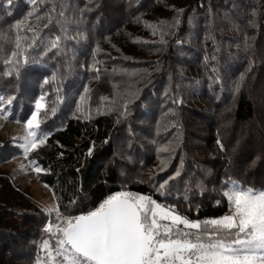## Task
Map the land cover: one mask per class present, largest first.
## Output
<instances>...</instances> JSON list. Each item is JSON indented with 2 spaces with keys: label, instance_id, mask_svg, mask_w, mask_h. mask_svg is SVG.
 Returning <instances> with one entry per match:
<instances>
[{
  "label": "rangeland",
  "instance_id": "374dc122",
  "mask_svg": "<svg viewBox=\"0 0 264 264\" xmlns=\"http://www.w3.org/2000/svg\"><path fill=\"white\" fill-rule=\"evenodd\" d=\"M93 1V10L103 6L99 11L103 21L99 17L93 21L88 15L86 3L90 5V0H36L35 3L12 0L10 5L7 0H0V97L4 98L0 104V238L17 241L16 251L6 254L7 264H38V261L52 264L41 245L50 235L44 231L47 223L56 222V214H49L46 209L58 204L50 188L32 170L30 153L25 158L18 146L26 135L24 123L42 95L45 99L41 102L47 107L38 117L41 120L38 131L48 136L64 127L70 117L90 120L95 114L105 115L120 107L126 111V107L130 109L134 105L130 111L132 125L137 128H132V136L116 142L115 157L123 165L121 191L137 193L131 187L146 184L162 198L163 202H157L182 213H192L204 201L219 205L227 202L222 195L226 181L264 189V38L258 44L260 47L257 46L260 69L248 84L256 117L239 123L234 120L233 102L215 94L202 82L203 79L206 82L199 70L205 60L199 54L203 52L202 38L189 32L183 42H178L177 89L163 85L161 97L159 92L158 97H149L150 88L146 86L150 82L160 85L165 79L159 72L163 65L152 72L147 67L149 64H142L159 52L166 55V49L138 48L129 55H124L118 44L113 54L99 49V35H107L128 21L121 10L131 0ZM29 13L34 15L25 21ZM146 20L141 18V23L135 26L139 36L131 34L133 42L149 41V34L144 31L149 29ZM223 20L224 33L231 35L233 41L245 35L234 19L223 17ZM16 21H25L19 32L12 28ZM98 21L103 25L96 30ZM29 28L35 34L27 31ZM56 37L60 40L53 48ZM242 44L248 46L245 41ZM226 46L231 54H236L237 46L233 43ZM253 50L246 48L244 52ZM13 51L17 52L16 56L11 55ZM243 68H228L224 75L240 73L239 78L243 77L250 66ZM228 85L235 93L237 85ZM179 91L183 92L181 96ZM185 91L189 94L186 103L182 98ZM142 99L150 114H145V107L139 102ZM170 100L182 101L177 103L181 107L174 108ZM213 101L221 105L214 107ZM123 118L116 117L118 124L123 123ZM165 147L169 151L161 152ZM165 180L168 182L161 194L158 185ZM50 243L54 246L55 238Z\"/></svg>",
  "mask_w": 264,
  "mask_h": 264
},
{
  "label": "trees",
  "instance_id": "16d2710c",
  "mask_svg": "<svg viewBox=\"0 0 264 264\" xmlns=\"http://www.w3.org/2000/svg\"><path fill=\"white\" fill-rule=\"evenodd\" d=\"M93 2L90 0V5L85 2L89 9L88 15L93 21L98 17L100 21H103L104 18L100 17L102 13L99 12L103 6L99 5L98 11L93 10ZM124 6L121 13L126 14L128 21L116 30L109 31L107 35H99L101 37L97 41V47L113 54L114 46L118 44L119 50L124 55L136 53L138 48L145 51L165 48L166 55L159 52V55L151 56L145 64H142V66L149 64L147 67L152 72L163 65L159 72H162L165 79L159 82L160 85L150 82L146 86L150 88V92L148 89L149 97H158V92L161 97L163 85L170 84L174 90L177 89L178 42H183L187 33L192 32L194 36L203 39L204 53L199 51V54L202 53L205 60L199 70H202L206 82L204 79L202 82L207 83L215 94L233 102L232 110L236 122H249L255 119L257 110L249 95L248 84L253 77L255 78L261 65V61L257 60V46L264 38V0H131ZM223 17L234 19L242 30V34L245 35L238 36L236 41H233L229 37L231 35L224 33ZM141 18L147 19L146 24H143L149 25V29L144 30L149 34V41L136 43V39L133 42L131 34L132 37L139 36L134 28L141 23ZM161 21L164 22L163 25L160 24ZM101 25L103 22L98 23L96 30L101 29ZM153 26L154 28L150 30ZM157 26L160 31H157ZM154 31H156L155 35ZM161 31L163 35L160 34ZM243 41L248 46L243 47ZM231 43L237 46V51H234L236 54H231L226 46ZM246 48L248 50L254 48V50L246 53L244 52ZM239 66L244 68L250 66L243 77L239 78L240 73H227L233 77L224 75L228 68L236 69ZM253 70H255L254 73ZM234 82L240 86V89L232 93L233 89L228 84L235 86ZM193 83L195 85V80ZM177 93L179 96L183 94L180 91ZM233 94L235 96L231 99ZM188 96V91H185L182 97L184 103L187 102ZM214 99V96L210 97L211 102ZM144 100L139 102L145 107ZM172 100H170L171 105L174 102ZM173 105L176 109L181 107L177 103ZM220 105L215 103L214 107ZM133 107L134 105L130 109ZM130 109L126 107L124 111V108L120 107L114 112L104 113L105 115L95 114V117L93 116L90 120L70 117L64 127L53 131L45 144L39 146L37 151L30 153L29 159L36 160L39 166L46 170L38 174L39 181L47 185L53 194L55 193L61 212L71 215L86 214L89 210L98 207L109 195L121 191L120 168L123 165L117 163L115 157L116 142L121 141L125 136H132V131L137 128L132 125ZM145 111V114H150L146 107ZM114 115L119 118L124 117L123 123L118 124L119 121ZM136 124L138 127L141 126L139 122ZM89 148H92L90 156ZM131 189L163 202L162 198L146 184L132 186ZM72 201L75 203H71ZM177 212L192 220L219 218L229 213V205L227 202L219 205L204 201L196 209L194 208L192 213ZM0 243L2 244L0 264H7L6 254L12 250L16 251L17 241L15 238H0Z\"/></svg>",
  "mask_w": 264,
  "mask_h": 264
},
{
  "label": "snow or ice",
  "instance_id": "6c2138e0",
  "mask_svg": "<svg viewBox=\"0 0 264 264\" xmlns=\"http://www.w3.org/2000/svg\"><path fill=\"white\" fill-rule=\"evenodd\" d=\"M7 3L10 5L12 0ZM33 15L29 13L25 21ZM25 21H16L12 28L19 32ZM27 31L34 33L31 28ZM59 40L55 38L53 48ZM19 47L17 34L16 48ZM11 55L16 56L17 52ZM44 99L42 95L35 101V110L24 123L26 135L18 146L25 158L48 139L46 132L38 131L41 129L38 117L47 107L41 102ZM3 100L0 97V104ZM11 102L9 99L8 104ZM91 154L89 148L88 155ZM29 164L37 174L46 171L34 159ZM167 182L158 185L161 194ZM225 189L222 195L228 202L229 213L203 221L181 215L173 206L163 205L152 196L129 191L109 195L86 214H65L57 205L46 209L49 214H56V222L47 223L44 231L50 235L41 247L52 264H57V258L58 264H264V189L244 187L235 180L226 181ZM52 238L54 246L50 243Z\"/></svg>",
  "mask_w": 264,
  "mask_h": 264
}]
</instances>
